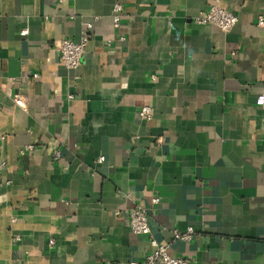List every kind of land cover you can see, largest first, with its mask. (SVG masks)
Listing matches in <instances>:
<instances>
[{
  "label": "crops",
  "instance_id": "0c3cea01",
  "mask_svg": "<svg viewBox=\"0 0 264 264\" xmlns=\"http://www.w3.org/2000/svg\"><path fill=\"white\" fill-rule=\"evenodd\" d=\"M215 1L237 17L228 33L193 22ZM258 17L264 0H0V264H143L135 207L173 257L264 264ZM86 23L66 69L60 42Z\"/></svg>",
  "mask_w": 264,
  "mask_h": 264
},
{
  "label": "built area",
  "instance_id": "2783aa9c",
  "mask_svg": "<svg viewBox=\"0 0 264 264\" xmlns=\"http://www.w3.org/2000/svg\"><path fill=\"white\" fill-rule=\"evenodd\" d=\"M58 3H62L64 1L69 0H56ZM124 16V8L122 4H115L112 7L111 11V23L114 29H118L120 25V21ZM98 18L95 17L94 20ZM193 22L197 25H213L217 27L221 32L228 33L230 30L234 28L237 24V17L233 14L227 12L222 7H220L218 1H215L208 7V10L193 19ZM257 27L264 28V17L257 18ZM93 28L92 23H86L84 28L80 32V36L77 40H68L63 39L60 42V61L62 65L69 70H74L79 67L82 62L83 55L87 43L91 38V31ZM26 32L22 31L21 35L25 36ZM120 41L124 39L122 37L118 38ZM71 98V97H69ZM255 105L264 111V88L257 95L255 99ZM152 109L149 106L141 107L138 114L139 117L143 120H150L152 117ZM34 151L33 146H26L20 150V155L28 152L31 153ZM60 157L59 152H55L53 154V160H57ZM6 163L0 162V173L5 168ZM5 185H9V183H5ZM3 185L0 183V187ZM152 205H156L159 203L158 198L152 199ZM14 221V220H13ZM128 227L130 231L138 236L149 237V251L146 253L144 257L143 264H190L188 261L173 257L169 254L167 246L157 242L155 239L150 237V227L148 223V216L146 212L139 208L135 207L129 210L128 214ZM193 230L188 228L184 233H179L177 231L173 232L172 238L173 240H180L184 242H189L193 238ZM19 238L16 237L15 241ZM52 244V243H50Z\"/></svg>",
  "mask_w": 264,
  "mask_h": 264
}]
</instances>
